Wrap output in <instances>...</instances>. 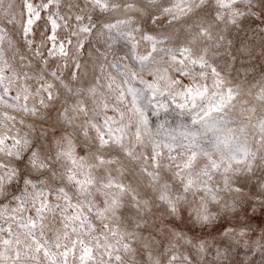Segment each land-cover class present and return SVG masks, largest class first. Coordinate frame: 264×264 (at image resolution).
<instances>
[{
	"label": "clouds",
	"instance_id": "clouds-1",
	"mask_svg": "<svg viewBox=\"0 0 264 264\" xmlns=\"http://www.w3.org/2000/svg\"><path fill=\"white\" fill-rule=\"evenodd\" d=\"M0 264H264V0H0Z\"/></svg>",
	"mask_w": 264,
	"mask_h": 264
}]
</instances>
